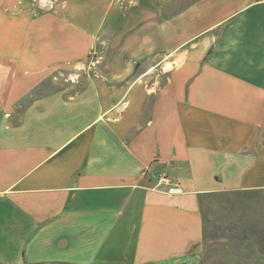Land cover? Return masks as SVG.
Segmentation results:
<instances>
[{"label": "crops", "instance_id": "crops-1", "mask_svg": "<svg viewBox=\"0 0 264 264\" xmlns=\"http://www.w3.org/2000/svg\"><path fill=\"white\" fill-rule=\"evenodd\" d=\"M227 5L0 0V264H198L202 194L264 192V0Z\"/></svg>", "mask_w": 264, "mask_h": 264}, {"label": "rangeland", "instance_id": "rangeland-1", "mask_svg": "<svg viewBox=\"0 0 264 264\" xmlns=\"http://www.w3.org/2000/svg\"><path fill=\"white\" fill-rule=\"evenodd\" d=\"M227 4L228 0H219L220 7ZM9 63L7 68L12 73L17 65ZM167 63V68L175 65ZM10 84V77L0 78V89ZM239 191L242 193L218 198L206 196L202 208L209 221L203 258L198 264H264V192Z\"/></svg>", "mask_w": 264, "mask_h": 264}, {"label": "built area", "instance_id": "built-area-1", "mask_svg": "<svg viewBox=\"0 0 264 264\" xmlns=\"http://www.w3.org/2000/svg\"><path fill=\"white\" fill-rule=\"evenodd\" d=\"M38 4H41L43 6H49L52 7L53 6V0H35ZM91 62L93 64L99 63L101 62V57L98 54V52L96 50H93L91 52ZM64 78L66 81L71 82V77H81V72L80 70H74L68 73H64V72H59V73H55L53 75V79L54 80H59L60 78ZM159 182L160 183H170L171 187L169 188V192L171 193H175V192H182L183 188L181 187L180 183L173 181L169 176L167 175H161L159 177Z\"/></svg>", "mask_w": 264, "mask_h": 264}, {"label": "trees", "instance_id": "trees-1", "mask_svg": "<svg viewBox=\"0 0 264 264\" xmlns=\"http://www.w3.org/2000/svg\"><path fill=\"white\" fill-rule=\"evenodd\" d=\"M245 191V194L246 193H251V192H258V191H260V190H244ZM231 192H233V193H236V194H240V193H242L241 191H239V190H235V191H223V192H209V193H204V194H202V196H201V202H202V205L204 204V201H205V198H206V196H211V197H216V198H218V197H220V196H227L229 193H231ZM202 212H203V217H204V239H205V234H206V223L209 221V218H208V214H206L205 212H204V210H203V208H202ZM236 223V222H235ZM245 239H246V237H245Z\"/></svg>", "mask_w": 264, "mask_h": 264}, {"label": "bare ground", "instance_id": "bare-ground-1", "mask_svg": "<svg viewBox=\"0 0 264 264\" xmlns=\"http://www.w3.org/2000/svg\"><path fill=\"white\" fill-rule=\"evenodd\" d=\"M71 79H72L73 81H76L77 77H71Z\"/></svg>", "mask_w": 264, "mask_h": 264}]
</instances>
